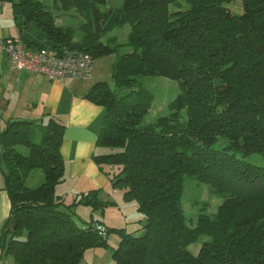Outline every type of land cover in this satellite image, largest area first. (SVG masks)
Returning a JSON list of instances; mask_svg holds the SVG:
<instances>
[{"label":"trees","instance_id":"trees-1","mask_svg":"<svg viewBox=\"0 0 264 264\" xmlns=\"http://www.w3.org/2000/svg\"><path fill=\"white\" fill-rule=\"evenodd\" d=\"M7 1L32 49L82 50L94 60L115 54L112 80L95 82L85 94L104 107L96 145L106 151L94 160L143 218L138 233L81 220L79 204L95 210L115 202L103 200L98 188L70 204L56 193L66 178L63 120L6 118L0 175L14 225L3 233L1 259L78 264L87 249L109 247L116 230V264H264V165L245 158L264 156V0H241V12L229 6L237 0H124L106 10L104 0ZM58 3L84 17L81 39L56 23ZM125 24L127 41H104ZM149 75L180 87L169 112L152 123L145 122L155 100L143 81ZM189 179L208 183L222 198L214 214L188 215Z\"/></svg>","mask_w":264,"mask_h":264},{"label":"crops","instance_id":"crops-1","mask_svg":"<svg viewBox=\"0 0 264 264\" xmlns=\"http://www.w3.org/2000/svg\"><path fill=\"white\" fill-rule=\"evenodd\" d=\"M15 35L20 33L12 6L0 1V128L10 117L44 122L50 115L61 118L66 125L61 144L66 178L56 187V193L76 196L98 188L102 195L117 193V198L121 195L123 198V190L111 185L110 176L94 160L95 153L106 151L96 145L104 107L85 97L94 83L78 82L75 78L53 81L45 74L18 69L3 47V42ZM3 186L4 179L0 175V264H6L5 259H1L3 233L14 225L10 195ZM134 204L137 206L135 201ZM99 223L107 227L105 223Z\"/></svg>","mask_w":264,"mask_h":264},{"label":"rangeland","instance_id":"rangeland-1","mask_svg":"<svg viewBox=\"0 0 264 264\" xmlns=\"http://www.w3.org/2000/svg\"><path fill=\"white\" fill-rule=\"evenodd\" d=\"M124 0H104L103 4H100L102 10H106L109 7L118 8L122 5ZM4 3H11L4 0ZM48 3H52L48 0ZM58 9L54 10L57 17L56 23L68 30L73 31V40H79L82 38L84 32L81 28L85 19L74 9L63 10L58 3ZM234 12H241L243 5L241 0L234 1L229 4ZM130 25L117 26L106 33L103 37L104 41L110 39H117L119 42H125L128 40L130 33ZM130 50L129 47L123 49V51ZM115 54L103 55L97 57L93 64V76L90 79L78 80V82H90L93 83L101 80H112L113 64L115 62ZM144 84L151 89L155 94V100L149 111L145 116L146 123L155 122L159 117L166 115L169 112V103L177 96L180 91V87L177 81L159 75H149L144 77ZM221 143L226 144L227 141L221 139ZM220 144V143H219ZM219 144L215 146L218 147ZM247 160L258 164L264 165V156L260 153H253L245 157ZM35 179L30 177L27 181L29 186L35 185ZM101 190V189H100ZM102 193V192H101ZM100 197L103 200L113 199L114 204H109L103 208L93 210L91 206L85 204H79L76 209L77 216L84 221H91L94 219L96 222L105 223L108 228H122L124 227L129 232H141L142 223L140 219L143 218L142 214L137 210V206L134 201H127L122 198V195L117 198V193L114 196L102 195ZM112 197V198H111ZM67 204H70L75 199V194L68 193L63 196ZM222 201V198L216 195L212 187L208 183L199 182L197 179H189L187 181L184 204L189 216L196 217L198 213L205 212L207 214H214L217 211L218 205ZM206 239L202 236L196 242L189 246L192 252L197 253L203 241ZM120 238L116 230L112 231L108 237L109 247H94L87 249L78 264H116L113 257L112 248L119 244ZM6 264H14L12 256H8L4 261Z\"/></svg>","mask_w":264,"mask_h":264},{"label":"built area","instance_id":"built-area-1","mask_svg":"<svg viewBox=\"0 0 264 264\" xmlns=\"http://www.w3.org/2000/svg\"><path fill=\"white\" fill-rule=\"evenodd\" d=\"M3 47L8 58L13 60L20 70L39 72L53 81L92 78L94 59L88 52L67 49L58 53L50 48L32 49L20 35L7 38Z\"/></svg>","mask_w":264,"mask_h":264}]
</instances>
